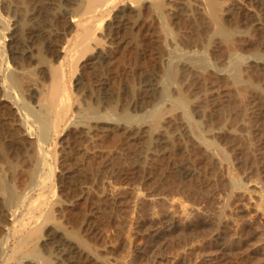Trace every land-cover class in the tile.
<instances>
[{
  "label": "rangeland",
  "instance_id": "rangeland-1",
  "mask_svg": "<svg viewBox=\"0 0 264 264\" xmlns=\"http://www.w3.org/2000/svg\"><path fill=\"white\" fill-rule=\"evenodd\" d=\"M189 1H192L193 5H195V2H198L196 3L197 6L200 3L199 7L202 8V11L207 12L209 0ZM86 3L87 0H0V38L3 36L2 30L5 31V39H2L4 44H2L3 46H0V48L2 47L1 49H3L5 46L3 50H5L7 55L10 57L12 67L15 65V56H19L17 54L23 55V52H26L27 49L32 51V53L34 52L33 54L35 55L33 56V59L40 55L43 56L50 64H58L60 59H64V56L66 57V66L64 65L66 74L65 80L72 92L74 106L72 109V122L68 126L69 129L66 127L62 133H59V136L57 139H55L58 144H56V146L53 145V147L57 149L58 157V168L53 177V181L55 183L54 185H56V199H58L57 202H59V204L55 203L54 205L57 210V212L55 211V219H57V221L55 223H51L52 226L54 224V227H56L57 224L62 222L60 225L63 226V229L62 227H59V229L58 226L56 228L58 231H60V234L66 237L68 236L71 229H79L80 227L82 229H80V231L81 234H83V238H85L90 244H94L93 246L91 245V248L93 251H96H94L95 253H92V255H97V258L95 257V262L98 261L97 263L100 264H131L133 259L136 258L140 259L138 260V264H264V131H262L264 130V118L261 117V121L260 116L258 117V115L254 113V110H256L255 106L254 109L252 105H248V103L245 105L246 102L243 101L241 102V110L245 107L244 111L246 114L241 116V113L239 112L241 105L236 106V102L240 100V94L234 97L235 94L237 95V93H240V91L237 89H241L243 87V89L246 88L248 90V96H250V98H258V100H261V102L263 101L264 103V69L259 65V67L255 64L252 65V63L255 62L249 59L252 57L254 59L259 58L258 60H263L264 44L257 42V35H253L251 40L246 45L243 43H237L235 46H230L228 43L224 42L222 43V46L217 44V41L215 42L213 40L212 42L206 41L204 46L199 48V53L197 51H195L197 53H193V51H191L189 48H186L183 44L180 43L181 46L179 43L177 44V40L180 38V35L178 34L180 33H178L168 11V8L171 7V3L169 0H165L163 6H158L157 3L155 5V3L151 2L154 6H152V8L150 7L151 10L148 9L149 11H147V13L149 12V15L146 14L148 15V18L146 19L147 22L150 20L153 22L152 16L156 20L155 27L157 32H155V34L157 33L161 42L159 46L160 48L158 47V50L162 49L161 57L155 59L156 63H154L155 61L150 57L137 60L138 49L136 46L132 45L131 43H126L114 47L112 46L111 48V46H108L109 42L103 39L107 23L112 22L114 15H116L117 12H119L122 8H127V12L132 11V14L134 12H140L141 4L138 0H125L117 7L113 8V11L106 17V19H108L106 20L107 22H102V25H99L100 27H96L95 22L94 24L91 22L93 25L89 23V26L94 27L95 25L94 28H96L94 42L90 43L89 46L87 45L86 47H83L82 45L78 47V44L76 43L78 41L76 40L81 37L80 35L83 31V26L80 27V24L76 23L77 21L73 22V18L74 16L76 18L83 17ZM215 3L218 5L217 9L219 16L221 15V20H225L224 15L227 9L232 7L234 3L236 5L244 4V0H216ZM257 4L258 3L255 1L253 4L249 5L250 7L248 6L253 12L254 18L250 21V23H247V25L250 26V28L251 26L253 27L254 34L257 32L254 30L255 23L258 24L263 21L262 25L264 24V17L262 16L264 9L261 7L259 8ZM222 16L224 19H222ZM135 18H137V16H134V19ZM253 23L254 25H252ZM232 25H238V30L240 32L241 30L245 29L244 27L248 28L246 24L243 25V23L239 21L235 24L232 23ZM6 26H10V28L8 29L7 27V29H3ZM15 26L16 28L19 27L20 31L23 30V39H19V37H15L14 39V33L12 30ZM29 29L36 31V35L33 37H28L25 32L29 31ZM131 34L136 35V38L139 36L137 39L147 36L145 34H141L138 30H134V32ZM131 34L127 32V35L131 36ZM49 36L58 38L61 41V50H63V47L67 44L66 46H69L68 49L72 52L69 51V54L67 55L65 52H60L59 55H52L48 50V46L51 43V38H48ZM172 40H176V45ZM39 46L41 47L39 48ZM106 49L112 50L110 59L104 60L102 58L96 57L99 50ZM193 49L194 48H192V50ZM191 52L193 54H190ZM215 53L222 55L224 60L221 58L215 59ZM183 54H185V56H183ZM194 54L199 58L201 57L205 65L212 69L215 68V71L217 72L219 71L220 73L218 72V74L223 78L224 76L231 74V72H234L237 68H239L242 70V72H244L243 76L245 79L242 81L243 84L241 82V84L237 83L236 85H227L226 83L222 82L223 84L221 85L220 90L224 96L221 95L220 100L221 102L223 101L225 105L228 104L229 107L226 106V108L224 107L225 105H223V107H218V109L220 108L219 110L215 108V112H217H212L215 115L212 116L213 118L211 121L214 125L221 127L220 124H222L223 127L224 123H226L229 119L235 118V114H237L238 111L237 116L240 115L238 116L240 119L236 116L235 129L237 131H234L235 129L231 130L226 127L224 128L227 130L221 129V131H225V133L227 132L226 134H229L230 131V134L239 133L237 136L240 137V140L238 139L235 141L233 140L234 137H228L229 140L227 138L226 140H218L216 137L211 136L209 134L210 129L215 131L219 130V127L217 128L214 125H211L212 128L210 126L207 128H205L206 126H203V134L206 137L205 142L201 139H198L195 134H192V137L196 139V141L201 144L204 149L208 148V143H211L212 147L216 149H207V152L210 153L215 159L216 162L214 160L213 161L216 164L211 161L212 159L210 161L209 159H205L200 168L197 169L200 171V174L205 175L207 172L210 173L213 169H215L216 174L215 172L213 173L216 175V178L215 175L214 177L213 175L211 177L213 178L212 181L216 182H213L214 185L212 188H209L210 193L208 191L206 193L201 191V193H199L200 195H197V197L200 198L197 203H194V199L191 200L192 202L190 200H186L189 203H184L185 201L182 202L184 199L182 198L181 194L179 195L178 193H174V196H172L173 194H170L168 191L169 188H164L165 185H161L162 181L161 179L159 180V178H162V175L168 173L172 161V157L170 156L171 151L170 147H168V144L159 150L160 153H157L156 156L158 160H149L146 162L142 160V162L136 163L143 166L145 165V167H142L143 170L140 169V171L142 170L141 172L138 171L141 174L135 172L134 176H136H133V178H131L128 183H121L122 185L120 183L117 184V181H114L116 178L110 177L109 179V177L106 175L103 177L102 183L98 185L100 178L99 175H95L93 177L91 176L89 182L87 181L86 183L79 180L80 183L78 182V185L75 189H73V191L72 189H68L70 192L69 193L68 190H66L67 188H65L66 186H64V183L68 180L72 181L71 177H77L75 174L79 172L78 170L81 168L82 164H88V161L97 155L105 157L108 156V154L111 155L116 152L124 153L125 151L123 150L127 151V146L124 147L123 150L118 147L120 142L117 141L122 138L123 131L117 132L110 129L108 130L107 128H97L94 133H92V136L90 134L89 139L84 141L87 143L72 138L70 134V128L72 126H74L73 128L77 127V123L78 125L81 123L82 126L80 118H82L84 115V112H81L84 111V104L87 101H92L94 97H97L95 96L97 92L96 89L101 86L100 81L97 82L100 79L99 76L102 74V78L105 76L111 77V79H108V81H110V83L107 85L108 91L106 93H100L102 95L100 96L104 99L101 102L106 104V102L109 100L112 101V103L116 101V104L118 103V107L122 106L124 103H127L125 104L127 108L129 103L127 100L124 101L123 96L126 97L129 92L130 94H136L138 90L137 87H139L141 83L140 81L142 73L154 67V70L158 72V80L161 83L162 91L163 89L164 91L167 90L166 94L160 98H156V100L154 99V103H152V105L148 102L153 98L148 100L146 103L143 102L144 104L142 103L140 108L134 110L132 108L133 106L129 105V109H127L131 113L137 115L136 117L139 119L140 117H147L148 114L150 116L152 113L151 111H153L152 108L155 107L154 104H157L158 107L160 106L163 108V120H168L167 118L171 117L172 115V112L169 109V103L171 102L169 100L173 98L169 90L171 89V85L168 76L172 71L173 66L177 62H175V60L181 57H195ZM260 57L262 58L260 59ZM29 63L28 69H30L34 74L32 75L35 79L34 81L36 82V80H38V84L42 83L40 81L41 76L38 74L39 72H37V63L35 64V61ZM1 80L2 79L0 78V82H2ZM244 83L245 85L248 83V86L244 87ZM255 84L256 86L253 87ZM251 85L253 86L251 87ZM133 89L135 92H133ZM18 91L20 93H18V96L20 95V99L18 101L19 104L23 105L24 103L29 102L31 106L35 105L33 102H30L28 94L25 93L27 92L26 90H23V92L20 90ZM126 91H128L127 94H125ZM13 94L14 93L12 91L11 95ZM22 94H24V96ZM106 95L108 96L107 98L105 97ZM0 98L6 99L7 97L5 95H0ZM145 104L148 106H145ZM230 106H234V110L233 108L231 110ZM14 107H17V103L14 104ZM34 108L35 110L39 109L38 107ZM108 108H106L104 111L110 112ZM222 108H225L226 110ZM228 108H230V110ZM230 111L233 116L235 115L233 118H231L232 114ZM219 113H222L221 116ZM219 117L222 118H220V121L222 120L223 123H220V121V124L218 123ZM197 119L198 118L195 117L193 121L198 123ZM166 120L164 122H166ZM240 123L243 124V126L239 125ZM248 124L250 126L247 127ZM237 126H239L238 129ZM215 127L217 129H215ZM241 127L242 129H240ZM145 130L146 128H144V131L139 135V140L142 143L144 142V145L145 141L148 139V132ZM163 130H167L165 133L169 131L168 129ZM240 130H244V132H241ZM166 136L168 135H165V137ZM207 138L210 142H207ZM218 152H221V154ZM143 154L142 156H144ZM221 155L224 156L221 157ZM225 157L226 159L223 161L222 159ZM217 161H219V164H217ZM67 163L71 164V166L67 167ZM79 165L80 167H78ZM3 166V164H0V175L7 178V170L6 167L4 166V168ZM209 166H211V168ZM203 167L206 168V171ZM157 168H159L160 176L155 174L154 170ZM209 169H211V171ZM158 183L164 189L161 187V189L159 188L157 191V187L159 186ZM224 183L226 186H224ZM219 185L221 186L220 188ZM163 190L167 191L165 192ZM229 195H231L232 198ZM100 197L109 198V203L102 206L101 202H99L102 199ZM97 198L100 199L98 200ZM98 206L102 208L100 209ZM13 218L12 215H9L5 218L6 221L0 222L2 224L0 227V254L3 252V242L7 239L9 234L6 229L12 225ZM88 218H91L92 220L94 219L95 221L97 220V222L101 224L99 225L100 228L98 227L97 231L93 232L92 228L86 229L87 227L85 224ZM175 224L178 225V228L176 229L177 231L173 233L170 231V229ZM184 226L186 228H184ZM163 228L166 230H163ZM181 228L183 231L180 232ZM65 229L70 230L66 231ZM160 230L164 231V234H166L162 237H157L156 239L158 240L153 239L151 234ZM4 236L6 239H4ZM55 238L58 239H54L53 241L50 240L51 244H48L46 247L47 249H49V247L51 248L52 256L54 255L53 251L55 249V245L59 242V236ZM8 250L4 249L3 256ZM96 252L100 255L102 254L101 257ZM48 254L49 252H47V250L39 249V254H30V258L34 259L36 264H55V257H52ZM102 256L104 257L102 258ZM1 262H3L2 258H0V264H2ZM11 264L23 263L20 260H12Z\"/></svg>",
  "mask_w": 264,
  "mask_h": 264
},
{
  "label": "bare ground",
  "instance_id": "bare-ground-1",
  "mask_svg": "<svg viewBox=\"0 0 264 264\" xmlns=\"http://www.w3.org/2000/svg\"><path fill=\"white\" fill-rule=\"evenodd\" d=\"M123 1L125 0H87L83 17L76 18L74 16L73 18V22L77 21L76 23H79L80 27L83 26V31L81 28L82 31L80 35L81 37L78 40H76L78 41L76 42L78 44V47L81 45L83 47L84 46L86 47L87 45L89 46L90 43L94 42L96 36L95 35L96 28H94L95 25L94 27L89 26V23L94 24L95 22L96 27L99 26L102 22L108 20L106 19V17L113 11V8L117 7ZM138 1L141 4L140 12H134L133 15L131 13L132 11L127 12L128 10L127 8H122L119 12H117L116 15H114L113 21L107 23L106 31L103 36V39L109 42L108 46H111V48L112 46L114 47L126 43L127 44L131 43L132 45L136 46V48L138 49L137 60L146 59L150 57L152 58V60L155 61L156 58L161 57L162 49L158 50V47L160 46L161 42L157 33L155 34L157 30L155 27L156 20L154 19V17L152 16L153 22L151 20H150L151 22L146 21L149 15V12L147 13V11H149L148 9H150V7L152 8V6H154L152 5L153 3H155V5L157 3L158 6H163L165 0H138ZM169 1L171 3V7L168 8L169 14L172 18L175 27L177 28L178 33H180L178 34L180 35L179 36L180 38L178 37L179 40H177V44L179 43L180 46L181 44H183L186 48H189L191 51H193V53H197V52L199 53V48L204 46L206 41L212 42L213 40L215 42L217 41V44L219 45H222V43L224 42L228 43L230 46L233 45L235 46L237 45V43L240 44L243 43L244 45H246L251 40L253 35H257L258 36V38H256L258 39L257 42H259L260 44L261 43L264 44V26H263L264 24L262 25L263 21L258 24L254 22L255 25L254 23L252 24L254 25V30L257 31L255 34L253 33L254 32L253 27L251 26L252 28L251 29L250 26L247 25V23H250V21L254 18L253 12L249 8L250 7L249 5L253 4V2L256 1L258 3L257 5L259 6V8L261 7L262 9H264V0H244V4L241 5H236L235 2L234 3L235 5L233 4L232 7L227 9L224 15L225 20H221L220 17L221 15L219 16V12L217 9L218 5H216L217 2L215 3L216 0L215 1L209 0L207 12L202 11V8L199 7L200 3L198 6L196 5V3L198 2L194 3L196 5L195 6L192 4V1L190 2L189 0H169ZM134 16H137V18L134 19ZM262 16L264 17V13L262 14ZM224 18L222 16V19ZM238 21L242 22L243 25L246 24L248 28L243 26L245 29L244 30L240 29L241 30L240 32L238 30L239 28L238 25L237 26L232 25V23L235 24ZM7 27L8 26H6L3 29H7ZM9 28L10 26L8 27V29ZM134 30H138L141 34L143 35L145 34L147 36L146 37L144 36L141 39H137L139 38V36H137L136 38V35L131 34L132 32H134ZM12 31L14 33V39L15 37L16 38L19 37V39L24 38L22 32L23 30L20 31L19 27L16 28L15 26ZM2 32H3L2 34L3 36L0 38V46H3L2 44H4V42L2 39H5V34H4L5 31L2 30ZM127 32L130 33L131 36L127 35ZM25 33L28 35V37H33L34 35H36V31L32 29H29V31ZM50 36L48 38H51V43L49 44V46L48 45L47 46H48V50L51 52L52 55H56V54L59 55L60 52H65V54L67 55L69 54V51L72 52L71 50L68 49L69 46L68 47L66 46L67 44L63 47V50H61L60 48L61 41L58 38L53 37L54 35L52 37ZM175 41L173 42L174 44ZM40 47L41 46H39V48ZM1 48H0V75H1L0 78L2 79L1 80L2 82H0V95H5L7 98L6 99L0 98V164H3L6 167L8 179L0 175V222L6 221L5 218L8 217L9 215H12V218L14 216L12 225L10 227H7L6 229L9 233L8 236L6 235L7 239L4 236L5 237L4 239L6 240L5 241L1 240L4 241L3 242L4 248L2 249L3 252L4 249L5 250L9 249L8 251L5 252L4 256H3V252H1L0 258L3 259V262L1 263L11 264L12 260H18V261L20 260L23 264H36V261L30 258V254L38 255L39 249H41V250H47V252H49L48 255L52 256L51 248L49 247V249H47L46 247L48 246V244H51V241H53L54 239H58L55 237L59 236V242L55 245V249L53 251L54 255L52 256L55 257L54 258L55 264H100L97 263L98 261L95 262V257L97 255L93 256L92 253H95L94 251L96 250L93 251V249L91 248L92 244H90L85 238H83L82 236L83 234H81L80 227L79 229L78 228L71 230L69 229L70 231L68 229L67 230L65 229L66 231H69V234L66 237L60 234V231H58L56 228L58 226V228L62 227L63 229V226L60 225L62 222H60V224H57L56 227H54V224L53 226L51 224L57 221V219H55L56 218L55 213L57 212V210L54 205L55 203L59 204V202H57L58 199H56L57 198L56 185H54L55 183L53 181L54 179L53 177L58 168L57 167L58 157H57V149L54 148L53 145L56 146V144H58L57 141H55V139H57V137L59 136L58 134L62 133L66 127L68 128L73 118L72 109L74 106V100L72 97V92L70 90V87L65 80L66 74H65L64 65H65L66 57L63 54L64 59H60L58 64L57 63L50 64L46 61V59L43 56L40 55H38L33 59V56L35 55L33 54L34 52L32 53V51L27 49L26 52H23V55L17 54L19 56H15L16 57L14 61L15 65L14 67H12L11 66L12 62L10 57L7 55L6 51L3 50L5 46L3 49ZM192 48L194 49L192 50ZM107 49L99 50L97 52L96 57L102 58L104 60L110 59L112 50L111 49L107 50ZM193 53L191 52L190 54ZM218 54L215 53L214 58L215 59L221 58L224 60V58H222V55H218ZM183 56H185V54H183ZM261 58L262 57H260V59ZM249 59L255 62L252 63V65L253 64L257 66L259 65L261 68L264 69V59L258 60L259 58L254 59L252 57ZM32 61H35V64L37 63L38 65L37 72H39L38 74H40L41 77L40 76L37 77L41 78V79L39 78L40 81L42 82L40 84H38L39 82L38 80H36V82L34 81L35 79L32 76L34 74L30 69H28V65L30 64L29 62ZM175 62L176 63L173 66V69L168 76L171 85V89L169 88L168 89L170 90V94L173 96V98H171L172 96L170 95L171 99L169 101L171 102L169 103L170 104L169 109L172 112L171 113L172 115L171 117L167 118L168 120L166 119L163 120V115H162L163 108H161L160 106L158 107L157 104L156 105L154 104L155 107L152 108L153 111H151L152 113L150 114V116L148 114L149 118L148 116L147 117L144 116L137 119L136 117L137 115L128 111L129 105L133 106L132 108L135 110L137 108H140V105H142L143 102L146 103L148 102V100L153 98L151 101L148 102L152 105V103H154L153 101L154 99L156 100V98L158 97L160 98L161 96L166 94L167 90L164 91L163 89L162 91L161 83L158 80V75H157L158 72L154 70V67L142 73L141 81H140L141 83L140 86L137 87L138 90L136 94L135 93L130 94V92L128 93V91H126L125 94L127 93L128 94L126 95V97L125 96L123 97H124V101L127 100L129 103V105H127L128 109L125 106V104L127 103H124L122 106L118 107V103L116 104V101L114 102L115 104L112 103V101L110 100L107 101L106 104L101 102L104 99L101 97L102 95L100 93L103 92L106 93L108 91L107 85L110 83L108 79H111V77L105 76L104 74L103 75L105 77L103 78L101 77L102 74L101 76H99L100 79L99 80L97 79L98 80L97 82L100 81L101 86L100 87L98 86L99 88L97 87L98 89H96L97 92L95 96L97 97L96 98L94 97L92 101L89 102L87 101L84 104L85 105L84 107L82 106L84 108V109L82 108L84 111H81L82 109L80 110L82 113L84 112L83 117L80 118L81 119L80 122H82V126L80 122L79 125L78 123L76 124L77 127L73 128L74 126H72L70 128V134L72 138L84 142L89 139L90 134L92 136V133H94V131L97 128H104V129L107 128L108 130L110 129L117 132L123 131L122 138L117 142H120L118 147L122 150L124 149V147L127 146L126 147L127 151L123 150L125 151L124 153L116 152L111 155L108 154V156L105 157L103 156L101 157V155H97L93 158L90 157L91 159L88 161V164H82L81 168L78 170L79 172L75 174V176L77 177H71L72 181L68 180L69 182L68 181L65 182L64 180L65 182L64 186H66L65 188H67L66 190L72 189L73 191V189H75L76 186L78 185V182L79 183L80 181H83L85 183L87 181L89 182L91 176L93 177L95 175H99V178L101 180V181L99 180L98 185L102 183V179L106 175L107 177H109V179L110 177L116 178V180L114 179V181H117V184L118 183L123 184L125 182L128 183L129 180L133 178L135 172L137 173L138 171H140V169L143 170V168L145 167V165L143 166L141 164H136V163L142 162V160L144 162L149 160L151 161L158 160L156 156L157 153H160L159 150H161V148H163L165 145L168 144V147H170V151H171L170 156L172 157V161H171L170 169L169 170L167 169L168 173L162 175L163 176L162 178H159V180L161 179L162 182L161 181L160 182L162 184L160 182L159 183L163 186L165 185L164 188L165 187L169 188L168 191L170 192V194H173L172 196H174V193H178L179 195L181 194L182 198L184 199V200L182 199L183 201L182 200L181 201L182 202L185 201L184 203L188 202L186 200L191 201L192 199H194V203H197L200 199L197 197V195H200L199 193H201V191L205 193L207 191L209 192V188H212V186L214 185L213 182H216V181H212L213 178L211 177L212 175L214 177V175L216 174L215 169H213L212 171L211 169H209L212 172V173L210 172L211 175L209 172H207L206 175L200 174L199 173L200 171H198L197 169L200 168L201 164L205 161V159H209V161L212 159L211 160L212 162L215 161L213 156L207 152L208 150H211L214 147H212L211 143H208V148L204 149L203 146L199 144L196 141V139L192 137V134H195L198 139H201L204 142L206 141V137L203 134V126H206L205 128H207L208 126L211 127V125H214L213 122L211 121L213 118L212 116L215 115L213 114L215 112V108L218 109V107L221 106L223 107V105H225L224 102L223 101L221 102L220 100L221 95H223L222 91L220 90L221 85L223 84L222 82L226 83L227 85H233V84L236 85L237 83L241 84V82L244 79L243 76L244 72H242V70L237 68L234 72H231V74L224 76L223 78L218 74L219 71L217 72L215 71L216 70L215 68L212 69L207 65H205L203 59L201 57L200 58L197 57L196 55L195 57H190V56L183 58L181 57L175 60ZM154 63H156V61ZM247 84L248 83H246L245 85L244 83V87L248 86ZM252 86L253 85H251V87ZM255 86L256 84L253 87ZM18 90H20L21 92H23V90H26L27 92L25 93L28 94V98L30 99V102H33V104L35 105L31 106L29 102H26L23 105L19 104L18 101L20 99L19 98L20 95L18 96L19 93ZM237 90L240 91V93H237V95L235 94L234 97L240 94V98H239L240 100L238 99L240 102L236 100L239 102V104L238 102H236L237 103L236 106L238 105L240 106L242 101L246 102L245 105H247L248 103V105L249 104L252 105L253 108L255 106L256 110H254L255 108L253 110L254 113L258 115V117L260 116V118L261 117L264 118L263 101L261 102V100H258V98L255 97L250 98V96H248V90L246 88L243 89L242 87L241 89H237ZM12 91L14 93L13 95H11ZM133 92H135L134 89ZM24 94L22 95L24 96ZM105 97L107 98L108 96L106 95ZM15 103H17L16 108L14 107ZM147 104H145V106ZM226 106H228V104L225 105L224 107ZM34 107H38L39 109L35 110ZM230 107L232 110L234 106L233 107L230 106ZM106 108H108L112 113L104 111ZM241 108L242 105L239 108L240 110L239 112L241 113L239 114L243 116L244 114H246V112L244 111L245 107L242 110ZM222 109L226 110L225 108ZM228 109L230 110V108ZM237 114L235 115L237 116ZM234 116L232 114L231 118H233ZM236 116L235 118L229 119L228 121L225 119L227 122L224 123L223 127L222 124H220L223 123V121L221 120L222 121L221 122L220 121L221 117H219L218 123L220 121L219 124L221 125L222 128L218 125H214L217 128L219 127L218 128L219 130L215 131L209 128L210 129L209 134L213 137H216L218 140L219 139L226 140V138L228 139V137H234L233 140L235 141L238 140L240 138L239 136H237L239 135V133L230 134L231 132L230 131L229 134H226L227 132L225 133V131L224 132L221 131V129H225L224 127L229 128L231 130L235 129L236 118L238 117ZM195 117L198 118L197 119L198 123L193 121ZM165 120L166 122H164ZM239 125L243 126V124L241 123ZM248 126L250 125L248 124L247 127ZM216 127L215 129H217ZM144 128H146L148 132V136H147L148 139L146 137L147 140L145 141V145L144 142L142 143L139 140V135L144 131ZM238 128L239 126H237V129ZM163 129H168L169 131L165 133V131L167 130H163ZM240 129H242V127ZM234 131L237 130L235 129ZM241 132H244V130ZM165 135L168 136L165 137ZM208 141L209 140L207 138V142ZM218 153L221 154V152ZM142 154L144 156H142ZM223 156L221 155V157ZM225 159L226 157L223 158L222 160L225 161ZM217 162H218L217 164H219V161ZM70 166L71 164H68L67 167ZM78 167H80V165ZM209 167L211 168V166ZM204 170L206 171V168H204ZM154 171L157 176H160L159 168L155 169ZM213 172H215V174ZM159 183H158L159 186L157 187V191L159 190V188L161 189L162 187ZM224 186H226L225 183ZM220 187L221 186L219 185V188ZM164 188L162 187V189ZM104 197L103 198L100 197L102 199L99 201L101 202L102 206L109 203V198H104ZM99 208L101 209L102 207ZM1 225L2 224L0 223V227ZM99 225L101 224H99L97 220L95 221L94 219L92 220L91 218H88L85 224V226L87 227L86 229L92 228L93 232L97 231L98 227L100 228ZM164 228L163 230H166ZM177 228L178 225L175 224L170 229V231L174 233L177 231L176 230ZM182 228L180 232L183 231ZM184 228L186 227L184 226ZM219 229L221 230L220 227ZM165 234L164 231L160 230V231H156V233L153 232V234H151V237L153 239H156L157 237H162ZM97 254L100 255L99 253ZM103 257L104 256H102V258ZM136 259H133V262L131 264H138V260L140 259L137 260Z\"/></svg>",
  "mask_w": 264,
  "mask_h": 264
}]
</instances>
